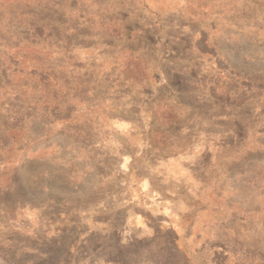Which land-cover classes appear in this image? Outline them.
I'll use <instances>...</instances> for the list:
<instances>
[{"label": "rangeland", "instance_id": "374dc122", "mask_svg": "<svg viewBox=\"0 0 264 264\" xmlns=\"http://www.w3.org/2000/svg\"><path fill=\"white\" fill-rule=\"evenodd\" d=\"M0 264H264V0H0Z\"/></svg>", "mask_w": 264, "mask_h": 264}, {"label": "crops", "instance_id": "0c3cea01", "mask_svg": "<svg viewBox=\"0 0 264 264\" xmlns=\"http://www.w3.org/2000/svg\"><path fill=\"white\" fill-rule=\"evenodd\" d=\"M173 164V165H172ZM181 165L182 163H179V162H175V163H167V164H161V168L163 167L165 172H170L173 168L177 169L178 172H176L177 174V179L179 180V177H180V171H181ZM170 176V175H169ZM181 184H185V182L181 183ZM157 193L161 196V193H159L158 191L156 192H153V195H157ZM159 195H157V199H153L152 201H145L146 203H149V202H157L159 203V200H161V198L159 197ZM165 195L167 196V200L168 201H165L164 205H168L169 203H171L172 200L176 201L175 200V197L174 195L170 192V191H166L165 192ZM141 200H139V203H140ZM140 205H143L140 203ZM168 208V207H167ZM167 223V222H166ZM127 224H128V228H139V229H142V233L144 235H147V233H149V230L151 229V225H149L148 223H146V220L144 218V215L143 214H140L139 212L138 213H135V214H129V217L127 219ZM167 227H175L176 229L177 228V224L176 223H173L172 221H170L167 225ZM129 233V232H128ZM177 233H178V230H177ZM130 235V234H129ZM150 235V234H149Z\"/></svg>", "mask_w": 264, "mask_h": 264}]
</instances>
